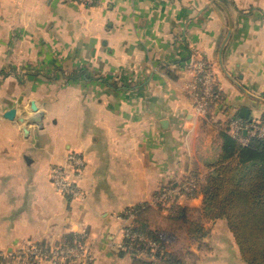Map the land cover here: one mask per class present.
I'll use <instances>...</instances> for the list:
<instances>
[{"label":"crops","instance_id":"obj_1","mask_svg":"<svg viewBox=\"0 0 264 264\" xmlns=\"http://www.w3.org/2000/svg\"><path fill=\"white\" fill-rule=\"evenodd\" d=\"M201 57L224 95L208 116L188 89ZM242 108L264 116V0H0V250L80 242L86 264H133L117 246L128 212L191 178L195 193L175 201L201 211L203 177ZM70 151L86 160L85 199L51 179ZM139 217L166 224L156 207ZM204 226L172 251L182 264H247L225 219Z\"/></svg>","mask_w":264,"mask_h":264},{"label":"trees","instance_id":"obj_2","mask_svg":"<svg viewBox=\"0 0 264 264\" xmlns=\"http://www.w3.org/2000/svg\"><path fill=\"white\" fill-rule=\"evenodd\" d=\"M215 92L218 96L211 101L209 115L224 97L217 87ZM222 135V153L209 165L201 183L204 200L200 212L208 220L223 218L227 221L247 264H264V138H255L250 145L241 146L228 132ZM194 193L195 189L187 192L188 195ZM176 207L178 213L185 212L186 207L178 204ZM132 228L161 243L155 253L145 248L154 259L140 257L137 251H131L133 264H182L180 258L166 249L168 246L160 239V231L151 230L140 217L133 222ZM195 231L196 239H199L204 228L201 226ZM72 243L76 244H68Z\"/></svg>","mask_w":264,"mask_h":264},{"label":"built area","instance_id":"obj_3","mask_svg":"<svg viewBox=\"0 0 264 264\" xmlns=\"http://www.w3.org/2000/svg\"><path fill=\"white\" fill-rule=\"evenodd\" d=\"M70 1L83 4L94 2V0ZM195 67L196 72L192 83L188 85V89L198 113L208 116L211 101L218 96L215 92L216 71H214L211 61L204 57L195 61ZM227 131L241 146H248L253 139L264 138V116L254 118L234 116L227 122ZM85 167L86 160L81 154L76 151L68 152L65 163L55 165L51 169V179L56 189L71 200L85 199V192L80 185ZM197 185V178H191L183 184L182 191L191 192L197 188ZM173 197L174 189H167L166 187L159 196L155 197L154 204L167 202ZM143 207L144 205L134 207L128 212L127 219H125L127 225L123 229V241L117 246L127 252L135 250L140 257L146 258L153 257L149 256L146 249L155 253L160 248L161 243L144 233L133 230L134 218L143 210ZM159 237L168 246L169 234L166 231H160ZM125 239L130 243H127ZM6 258H9L13 264H86L92 259L88 248L80 242L66 245L63 243L43 244L32 240L22 242L11 253L0 250V264Z\"/></svg>","mask_w":264,"mask_h":264},{"label":"rangeland","instance_id":"obj_4","mask_svg":"<svg viewBox=\"0 0 264 264\" xmlns=\"http://www.w3.org/2000/svg\"><path fill=\"white\" fill-rule=\"evenodd\" d=\"M218 159V157H214L212 161L216 162ZM169 188L171 187H167V189ZM173 189L174 197L171 198L169 201L161 203L159 202L158 204H141L140 207L144 205L143 210H146L150 206L156 207L159 210H164V213L166 215V224L164 227L160 228H162V231H167V233L169 234L168 239H170V241L168 243V250L176 253L177 250H181L182 248L184 249L185 245L189 244L188 242L191 243L196 240L195 235L197 234H194V231L197 230V228H200L201 226L204 228V224L207 219L202 216L200 211L190 210L187 207L185 209V212L181 214L178 213L179 209L177 210L176 207V204L178 203L175 201V199L179 195V192L183 193V191L182 189L180 191H177L175 188ZM158 231L160 230L158 229ZM148 258L154 259L153 257ZM126 260L130 261L131 258L127 256Z\"/></svg>","mask_w":264,"mask_h":264},{"label":"water","instance_id":"obj_5","mask_svg":"<svg viewBox=\"0 0 264 264\" xmlns=\"http://www.w3.org/2000/svg\"><path fill=\"white\" fill-rule=\"evenodd\" d=\"M34 109L37 110V106L34 105ZM15 109H11L9 111L6 112L5 116L13 119L15 117ZM240 116L244 117V118H249L250 116V110L248 108H242L241 112H240Z\"/></svg>","mask_w":264,"mask_h":264}]
</instances>
